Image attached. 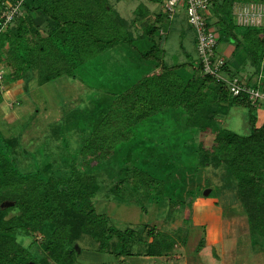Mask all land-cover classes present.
<instances>
[{"label": "trees", "instance_id": "trees-1", "mask_svg": "<svg viewBox=\"0 0 264 264\" xmlns=\"http://www.w3.org/2000/svg\"><path fill=\"white\" fill-rule=\"evenodd\" d=\"M147 1L161 5L165 2ZM209 1L207 26L217 32V45L231 44L232 56L239 53L242 57L239 64L224 59L223 72L234 78L237 76L232 67L240 71L249 64L253 74L238 78L251 85L252 77L260 74L264 63V27L238 24L233 7L235 3L264 4V0ZM6 2L16 0H0V65L8 70L3 82L28 79V74L35 71L39 85L79 75L89 78L84 84L92 91V98L68 116L71 125L79 127L68 124V129L80 130L84 136L66 165L50 161L34 172H21L17 163L19 140L0 137V264H79L76 244L85 239L97 253L112 255L118 264H127L126 258L131 256H168L175 244L169 234L147 225L139 229L117 228L96 209L94 200L102 183L95 171L121 160L125 144L140 139L152 152L177 150L174 143L165 146L163 138L157 144L159 141L151 134L156 123L163 125L167 118L180 122L174 131L180 134L182 144L191 141L202 168L221 170L223 177L230 179L246 215L250 244L264 250V121L258 125L256 114L264 109L263 104L252 103L246 94L232 96L226 82L205 74L200 63L191 64L194 74L189 77L183 71L187 63L167 66L160 44L162 12L154 14L136 41L130 23L118 13H110L108 0H22L19 13L3 26L1 16L7 10ZM147 12L139 5L133 24L144 19ZM134 42L146 47L136 49ZM129 46L132 48L126 55L134 56L136 51L143 61L135 65L138 77L130 85L116 89L117 76L111 69L106 71L108 75L103 74L108 68L104 64L89 70L92 62ZM231 107L248 110V134L239 135L218 125L217 117ZM145 126L147 140L140 138ZM203 135L213 137L208 147L198 140ZM169 174L166 180L148 172L136 155L118 166L110 191L118 192L127 183L134 190L153 187L156 194H167L169 212H173L185 205L173 201L176 191L184 190L179 187L183 176L177 179L173 172ZM196 181L200 184V180ZM168 184L172 197L166 192ZM184 195L186 200L192 192ZM11 202L12 206L2 207ZM141 247L143 253L135 250Z\"/></svg>", "mask_w": 264, "mask_h": 264}, {"label": "rangeland", "instance_id": "rangeland-1", "mask_svg": "<svg viewBox=\"0 0 264 264\" xmlns=\"http://www.w3.org/2000/svg\"><path fill=\"white\" fill-rule=\"evenodd\" d=\"M108 3L112 15L118 13L120 17L130 23V30L136 41L139 39L138 36L143 34L145 26L151 19H141L133 24L132 20L136 16L134 10L140 4L148 7L151 11H156L159 6V4H153L147 0H108ZM158 12L156 11V14ZM159 25L164 31L163 36L160 35L164 63L167 66L187 63L188 66L183 71L187 77L193 75L194 70L190 66L191 64L197 66L199 63L197 35L194 28L188 23L183 10L179 9L171 19H168L164 14ZM215 33L217 34L216 31ZM158 38L159 36L156 37V41H158ZM142 42H134L133 46L142 50L146 47ZM228 47L234 49L231 44L221 43L218 46V53L226 54ZM131 48V46L129 48H119L116 51L119 55L112 53L100 59V61L92 62L89 65V70L93 69L95 71L100 67V63L104 64L108 68H105L103 74H107L111 69V73L114 72V75L117 76L116 80L114 79L116 89L123 85H130L138 77L134 71L135 65L143 62L138 57V53L134 51L135 49L133 50L134 56L129 57L126 55L125 52H129ZM224 54L223 56H226ZM227 60H236L239 64L242 57L237 53L227 57ZM1 69L3 68L1 67ZM232 69L239 78L246 77V75L254 72V68L249 64L244 68L242 66L240 71L234 67ZM3 70L5 72V69ZM121 71L123 74L120 73ZM258 77L259 74L252 77L251 85L258 82ZM37 80L36 71L28 74V79H23V83L14 84L13 87L22 90V93L16 95V98L9 102L4 99L6 106L0 104V109L3 108L0 111V137H13L19 140L20 145L17 149L18 169L25 173L34 172L42 163L50 161L56 162L59 166L62 165V162L66 165L67 161L73 158L84 135L82 131L79 133L80 130H76L79 127L75 123L71 125L68 116L73 111L82 109L87 101L92 98V91L84 84L88 83L89 78H80L79 75H77V78L62 76L42 85H39ZM8 83L12 84L13 82ZM4 88L0 90L4 91ZM12 105L13 107H11ZM262 112H264V109L256 111V114L259 115L258 125L264 121ZM247 119L248 110L246 108L231 107L225 115L217 117V123L220 127L229 129L239 135H246L249 133ZM164 121L163 125L156 123V129L151 134L158 141L163 138L165 146L174 143L177 150L166 152V149L163 148V153L157 150V154L155 151V153L152 152L149 147L145 148L146 141L141 143L140 139L132 140L129 144H125L126 153L121 160L95 171V176L99 178V181H102L101 188L94 199L96 209L100 213L106 214L112 225L120 229L125 227L139 229L147 225L150 228H156L158 231L166 232L175 243L169 254L170 256H131L126 258L127 264H264V250H259L250 244L246 215L231 187L233 184H231L230 179L223 177L224 172L222 171V174L221 170L213 171L207 167L202 168L191 141L182 144L180 134L174 131V126L178 122L173 118H167ZM68 124L76 129H68ZM179 124L180 122L177 125ZM147 127L145 126L144 133L140 135V138L148 139ZM155 138L152 137L151 139ZM212 138L211 135H203L201 138L198 137V140H201L208 147L212 142ZM160 141L156 143L158 144ZM192 142L196 143L193 139ZM152 146H155V144H152ZM136 155L138 163L144 169L159 177H166L167 180L171 177L169 172H173L172 176L177 179L183 176V179L181 178L183 182L179 183V187L182 186L184 190H177L173 196V201L180 204L185 202V205L181 204L184 208L179 209L176 207L175 211L169 212L167 194L158 195L156 194L157 190L153 187H140L134 190L131 184L127 183L128 185H124L122 190L118 192L110 191V188H112L111 182L116 180L118 166L123 161H131L133 156ZM80 161L78 160V162ZM196 180H200L201 186L197 184ZM167 190L166 192L170 193L169 197H172L170 184L167 185ZM206 190L208 193L204 194ZM190 191L192 195L184 200V194ZM196 195L199 196L198 198L216 200L217 204L215 201L214 205L223 212L225 238L223 237L222 242L225 244V240L227 241L223 248L224 253H222L221 246H215L212 253L210 246H204L207 224H194L192 217H190L192 206L198 200ZM189 203H192L191 207H189ZM185 211L188 215V218L185 216L186 219H184ZM197 218L200 217L197 216ZM89 241L85 239L76 244V248L79 249L77 257L79 264L119 263V261H115L112 255L97 253L94 249L95 246L90 244ZM201 241L202 246H200ZM25 243L28 244L29 241L26 240ZM136 248V251L144 252V249L142 251L143 247Z\"/></svg>", "mask_w": 264, "mask_h": 264}, {"label": "built area", "instance_id": "built-area-1", "mask_svg": "<svg viewBox=\"0 0 264 264\" xmlns=\"http://www.w3.org/2000/svg\"><path fill=\"white\" fill-rule=\"evenodd\" d=\"M21 2L22 0H16V2L12 4L6 2L7 10L1 16L4 19L3 26H6V24L19 13ZM179 9L183 10L188 23L196 32L198 59L203 72L215 77L217 80L225 81L232 96L237 97L246 94L252 103L260 102L264 105V63L261 66L257 87L244 84L238 77L229 78L226 76L225 72H223L222 68L225 64V60L218 53V35L212 27L207 26L210 1L165 0L162 5V13H164L168 19L173 18ZM233 9L238 24L264 27V4H235ZM160 33L163 35L164 31ZM3 75L4 70L0 69V89L3 88Z\"/></svg>", "mask_w": 264, "mask_h": 264}, {"label": "crops", "instance_id": "crops-1", "mask_svg": "<svg viewBox=\"0 0 264 264\" xmlns=\"http://www.w3.org/2000/svg\"><path fill=\"white\" fill-rule=\"evenodd\" d=\"M235 4H238V3H235ZM239 5H241V4H239ZM140 6H142L143 9H147V11H148L147 16L144 17V19L145 18H148V20L151 19V21L148 23H151L153 21L154 14H156V11L163 12L161 4H159V6L156 8L157 9L156 11H153V10L151 11L148 9V7H145L142 4H140ZM233 50H234L233 47L232 48L228 47L226 54L223 53L226 56H223V54H221V53H220V55L224 59L227 60V57L232 56ZM1 67L3 69H5V74H6L8 72V70L6 68H4L3 65H0V69H1ZM20 82L23 83L22 80L13 82L12 84H10L6 81L3 82V87H5L4 88L5 90L0 91V104L2 103L4 106H6V102L3 101L4 99L9 102L13 98H16V95H19L20 93H22V90L20 91L17 88H13L14 84H18ZM11 85H13V86H11ZM15 102H17V100H15ZM11 107H13V105ZM1 110H3V108H1L0 111ZM262 113L264 114V112H262ZM258 121H259V115H258ZM215 201L216 200H213V199L198 198L197 202L194 204V206H192L193 208H192V211L190 213V217H192L194 224H196V223L198 225L202 224V223L207 224V227H206L207 233H206V236L204 238V246H208V247L210 246L211 247V253L213 252L215 246H221V248L223 249L224 245H226V242H227L226 240H225V244L222 242L223 237H224L223 220H222L223 212H222V210H220L219 207L214 205L215 203L217 204V201L216 202ZM185 216H186V218H188L187 211H185V213H184V219H186ZM197 216L200 217L199 218L200 222H199V219L197 218ZM222 253H224V249L222 250Z\"/></svg>", "mask_w": 264, "mask_h": 264}, {"label": "water", "instance_id": "water-1", "mask_svg": "<svg viewBox=\"0 0 264 264\" xmlns=\"http://www.w3.org/2000/svg\"><path fill=\"white\" fill-rule=\"evenodd\" d=\"M208 193V191L206 190L205 192H204V194H207ZM206 196V195H205ZM13 205V203L11 202V203H4V204H2V207H4V206H12ZM77 249V251L79 252V249L78 248H76Z\"/></svg>", "mask_w": 264, "mask_h": 264}]
</instances>
